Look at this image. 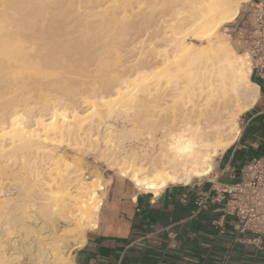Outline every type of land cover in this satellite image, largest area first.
<instances>
[{
	"label": "bare ground",
	"instance_id": "6f19581e",
	"mask_svg": "<svg viewBox=\"0 0 264 264\" xmlns=\"http://www.w3.org/2000/svg\"><path fill=\"white\" fill-rule=\"evenodd\" d=\"M75 1L0 0V264H73L95 225L103 186L62 167L58 138L104 126L100 155L158 193L209 175L260 96L250 59L219 33L235 0H110L95 20ZM90 90L95 112L59 113Z\"/></svg>",
	"mask_w": 264,
	"mask_h": 264
},
{
	"label": "crops",
	"instance_id": "0c3cea01",
	"mask_svg": "<svg viewBox=\"0 0 264 264\" xmlns=\"http://www.w3.org/2000/svg\"><path fill=\"white\" fill-rule=\"evenodd\" d=\"M236 21L244 23L242 12ZM256 83L260 96L222 163L232 157L238 171L264 153V84ZM208 186L198 181L170 184L155 193L131 180L113 181L95 225L72 253L73 264H264V239L260 247L236 240L232 220L221 234L211 225L220 216L214 209L189 217L197 194Z\"/></svg>",
	"mask_w": 264,
	"mask_h": 264
},
{
	"label": "built area",
	"instance_id": "2783aa9c",
	"mask_svg": "<svg viewBox=\"0 0 264 264\" xmlns=\"http://www.w3.org/2000/svg\"><path fill=\"white\" fill-rule=\"evenodd\" d=\"M242 14L244 23H228L222 32L248 56L254 80L264 84V0L247 2ZM198 184L209 186L197 194L189 217L214 209L220 216L211 225L221 234L232 220L236 240L260 247L264 239V153L253 156L239 171L231 157L209 178H199ZM175 235L169 233L171 239Z\"/></svg>",
	"mask_w": 264,
	"mask_h": 264
},
{
	"label": "rangeland",
	"instance_id": "374dc122",
	"mask_svg": "<svg viewBox=\"0 0 264 264\" xmlns=\"http://www.w3.org/2000/svg\"><path fill=\"white\" fill-rule=\"evenodd\" d=\"M23 1H26V2H30V3H33V5L35 4L36 5V0H23ZM58 2H68L70 0H57ZM81 1V8L78 7V9L83 12L84 14H86L87 17L95 20V19H98L100 17V15L97 13V11H100V10H105L109 7L110 3L113 2H109L110 0H80ZM80 1H77L78 3H80ZM236 3L239 4L240 6V13L242 12L243 10V7L244 5L247 3V2H250V1H253V0H235ZM73 2H76L75 0H73ZM84 2V3H83ZM98 3H100L99 5H103V6H100V7H97ZM38 6V5H37ZM77 5H73V7H75ZM30 8V7H28ZM170 17V16H169ZM238 18V17H237ZM236 18V20H237ZM236 20H234L233 22H235ZM243 23V22H242ZM222 32V28L219 30V33ZM223 33V32H222ZM225 36V38L227 39V41L235 48V50L243 57H245V55L243 54V52L240 50V48L237 46V44L231 40L228 36H226L225 34H222ZM150 37V36H149ZM216 37H219V36H216ZM147 38V37H145ZM150 40V39H149ZM190 41H196L195 43L196 44H200V42L198 40H195L193 38H189ZM157 40L154 39L152 41H148L147 43H150L148 44L147 46L149 47V45H151L149 48H160V46H156V43L160 42L161 40ZM152 42V43H151ZM159 45V43L157 44ZM246 58V57H245ZM247 59V58H246ZM248 60V59H247ZM251 79L256 82L254 80V78L252 77L251 75ZM252 89V88H251ZM36 93V94H35ZM33 96L34 95H39L40 93L38 91H34L33 93H31ZM31 94H28V95H31ZM94 96V93H93V90H90V91H85V92H82L81 94L78 95V98H79V101H80V104L78 106V108H76L75 110L73 111H70L71 109H66V110H62L60 111L59 113L61 112H65V113H69V114H74L77 113L79 115H83V116H89V114L91 113V111L95 112L96 111V97H92ZM94 104V105H93ZM93 105V106H92ZM35 107V106H34ZM85 110V111H84ZM248 110H246L245 112L241 113L238 115L239 118L238 119V123H239V129L241 130L243 128V125H244V118L246 116V113H247ZM73 112V113H72ZM96 114V113H95ZM88 120H85L83 122V126H86V128L88 129ZM106 121H107V124H110V123H113L112 119L110 117L106 118ZM36 127V125L34 126V128ZM38 127V126H37ZM36 127V128H37ZM33 128V127H32ZM42 128V127H40ZM95 134L93 136H88L85 138V134L82 135V138H84V140H81L79 143H74L73 140H71L70 138H58V142L55 145H51V146H54L55 149H53L54 153H56L58 156H61V157H55V159L57 158L59 161V159L61 158H65L66 160H64L63 158V162L64 163V168L65 167V164L68 162L69 164L67 165H70L71 163L73 164L72 167H70L69 171L72 172L73 168V173H70V175H75V170L78 168L79 169H82L80 170L81 172L83 171L85 178L90 180V179H93L97 182V184H100L103 186V188L101 190H99V195H100V200H103V198L105 197L106 195V192H107V189L109 188V186L111 185V183L113 181H116V180H120V179H127V180H130L128 177H124L121 175L119 169L117 166L114 167V164L112 165L111 162L112 160H108L109 158L106 157V156H101L100 155V152L102 151V149L104 148V126L101 125L100 129H99V133H98V137L96 136V129H95ZM42 133H44L42 131ZM81 133H83V131H81ZM96 139H98V142L96 143ZM48 144V143H47ZM53 144V143H52ZM236 144L233 143L231 145V147L228 148V150L224 151V152H220L218 155H216L213 159V163H214V170L213 171H216L218 170V168L220 166H222V163H223V160H224V155ZM107 158V160H106ZM54 159V160H55ZM68 160V161H67ZM51 162L53 161L50 160ZM111 161V162H110ZM66 162V163H65ZM71 162V163H70ZM53 165H55L54 161L52 162ZM47 166H50V163L47 164ZM54 168V166H53ZM63 168V169H64ZM76 168V169H75ZM49 170V169H48ZM79 171V172H80ZM212 171V172H213ZM53 172V174H52ZM52 172H50L52 175H51V178H55L56 175L58 174L60 176L59 173L56 174L57 171L53 170ZM68 172V171H67ZM82 172V173H83ZM211 172V173H212ZM49 173V174H50ZM63 173H66V171ZM75 173V174H74ZM211 173L207 176H203V177H195L191 180V182H195V181H198L199 178L200 179H206V178H209ZM56 174V175H55ZM69 174V172H68ZM57 175V176H58ZM67 175V174H66ZM50 176V175H49ZM64 176V175H63ZM88 176V177H87ZM58 178V177H56ZM68 178V177H67ZM62 179V178H61ZM60 177H59V180L55 181L56 183H54L56 185V187L59 186H62V184H64V178L61 180ZM62 182H61V181ZM58 181H59V184H58ZM54 182V181H53ZM68 181L67 183L70 184L69 187H71L72 189L74 188L73 185H75V182H70ZM61 183V184H60ZM72 183V184H71ZM58 184V185H57ZM182 184V183H181ZM100 188V187H98ZM91 228V226H88L86 228V230L84 231V234L86 235L87 231ZM77 231L73 232L75 234H72L70 233V236L74 238V236H77L78 234L76 233ZM77 249V248H73L71 250V254L73 253V251Z\"/></svg>",
	"mask_w": 264,
	"mask_h": 264
}]
</instances>
